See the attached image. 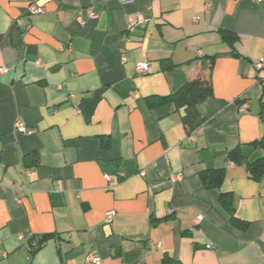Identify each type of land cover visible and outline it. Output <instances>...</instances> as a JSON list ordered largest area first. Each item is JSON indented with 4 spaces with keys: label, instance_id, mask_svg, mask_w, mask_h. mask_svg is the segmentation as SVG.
<instances>
[{
    "label": "crops",
    "instance_id": "1",
    "mask_svg": "<svg viewBox=\"0 0 264 264\" xmlns=\"http://www.w3.org/2000/svg\"><path fill=\"white\" fill-rule=\"evenodd\" d=\"M263 57L264 0H0V264H264V173L247 165L264 156ZM198 74L212 95L191 142L159 100Z\"/></svg>",
    "mask_w": 264,
    "mask_h": 264
},
{
    "label": "trees",
    "instance_id": "2",
    "mask_svg": "<svg viewBox=\"0 0 264 264\" xmlns=\"http://www.w3.org/2000/svg\"><path fill=\"white\" fill-rule=\"evenodd\" d=\"M222 38L224 41L228 42L231 46L234 45V42L238 40V37L235 33L223 30ZM212 59L210 60V70L212 68ZM212 95V82L210 74H198L192 76L186 83H184L176 92L171 95L161 97L159 101H171L175 104L176 109L182 113V121L186 126L188 134L194 132L204 121L200 111V102L206 97ZM264 104V103H263ZM262 118L264 120V112H262ZM254 144H260L264 148V138L254 142ZM245 154L241 148L237 147L234 150L230 151L228 158L234 162L240 163L245 158ZM250 175L254 179H260L264 173V156L259 157L255 160H250L247 162ZM203 184L210 187H219L222 183L224 170H210L201 174ZM221 202L226 207L230 214V220L239 226L246 227L247 223L241 221L236 217L233 205L231 194L222 193L220 197ZM49 237L46 235L39 242L45 241ZM31 247V250L37 249V247ZM172 258H165L164 264H179L178 262L173 263Z\"/></svg>",
    "mask_w": 264,
    "mask_h": 264
},
{
    "label": "built area",
    "instance_id": "3",
    "mask_svg": "<svg viewBox=\"0 0 264 264\" xmlns=\"http://www.w3.org/2000/svg\"><path fill=\"white\" fill-rule=\"evenodd\" d=\"M120 2L124 5H127V4H131L132 2H134V0H120ZM27 11H28L27 12L28 16H31V15L44 13L46 11V8L42 5H39L37 2H33L30 5H28ZM89 16H90V18H96L97 17L96 14H94L91 10H89ZM78 19L83 22L81 17H79ZM147 21H148V17L145 14L139 13L137 15V17L131 22L130 28L137 27V26H143L146 24ZM21 22H22V19H19L18 23H21ZM201 53H202V50H198V54H201ZM254 68L257 70H261L264 68V57L261 60L254 63ZM149 69H150V63L146 62V61L139 62L136 66V71L138 73H148ZM7 70H8V68L6 66H3L0 68V72H6ZM240 110L246 111L247 106L245 104H243L240 107ZM16 128H17V130L23 131V132H25L27 130L26 125L21 120H18L16 122ZM188 140L191 142L195 141L194 132L188 134ZM118 175L123 177L124 172L122 170H120ZM112 178H113L112 175L106 176V179L108 181L112 180ZM263 195H264V192H263ZM169 212H170V210H169ZM106 215H107V217H106L107 221H112L114 216H115V212L114 211H108ZM202 219H203V217L201 215L197 216L195 219V223L199 224L202 221ZM263 221H264V217H263ZM35 246H37V244L33 243L32 247H35ZM207 247L212 248V245H208ZM100 260H101L100 257L94 253L89 254V256L87 257V262H89V263H94V262L98 263V262H100Z\"/></svg>",
    "mask_w": 264,
    "mask_h": 264
}]
</instances>
